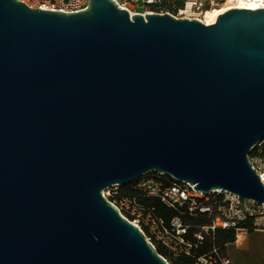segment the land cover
Listing matches in <instances>:
<instances>
[{
    "label": "water",
    "instance_id": "obj_1",
    "mask_svg": "<svg viewBox=\"0 0 264 264\" xmlns=\"http://www.w3.org/2000/svg\"><path fill=\"white\" fill-rule=\"evenodd\" d=\"M263 138L264 8L0 0V264H170L103 190L158 172L264 204Z\"/></svg>",
    "mask_w": 264,
    "mask_h": 264
},
{
    "label": "built area",
    "instance_id": "obj_2",
    "mask_svg": "<svg viewBox=\"0 0 264 264\" xmlns=\"http://www.w3.org/2000/svg\"><path fill=\"white\" fill-rule=\"evenodd\" d=\"M32 8L43 10H59L75 12L88 7L89 0H19ZM130 14L140 13H170L175 17L198 18L204 22L203 14L206 7L213 6L217 0H178L183 4L172 10L166 8L167 3L176 0H115ZM175 7V5L173 6ZM249 161L259 174L264 183V138L251 150ZM149 172L136 182L138 191L148 197L158 198L168 207L180 212L166 220L157 215L153 207H149L134 197L115 198L120 185H111L103 190L102 194L112 202L118 211L146 235L148 242L156 248L164 246L173 256H191L194 260L190 264H232L231 259L218 247L212 251L197 256L195 250L206 235L212 234L218 228L234 227L264 229V204L254 200L242 199L238 195L228 191L216 190L204 193L195 185L181 182L182 185H170L166 183L158 173L151 175ZM215 212V218L210 225H203L198 231L190 235L191 225L187 224L183 215L204 216ZM143 223L148 232L142 229ZM165 258V257H164ZM166 259V258H165ZM167 260V259H166Z\"/></svg>",
    "mask_w": 264,
    "mask_h": 264
},
{
    "label": "trees",
    "instance_id": "obj_3",
    "mask_svg": "<svg viewBox=\"0 0 264 264\" xmlns=\"http://www.w3.org/2000/svg\"><path fill=\"white\" fill-rule=\"evenodd\" d=\"M182 4V1L176 0L174 3H167L166 8L172 10L176 7L181 6ZM174 5L175 7H173ZM206 9L210 10L212 8L210 6H207ZM157 174L158 173L156 172L151 173V175ZM162 179H164L166 183L170 185H182L181 182L176 181L168 175H163ZM137 181L138 179L130 183L121 185L115 198L120 199L122 197H134L138 199V201H140L141 203H144L149 207H153L155 213L157 215L163 216L166 220H170L173 216L180 214V212L176 211L171 207H168L158 198L143 195V193L138 191L137 187L135 186ZM214 218L215 212L211 215L205 214L204 216L183 215L184 221L187 224L191 225L189 230L190 235L193 234V232L198 231L203 225L212 224ZM236 231L237 230L234 227L218 228L212 234L205 236L204 240L199 243L198 247L196 248L195 254L197 256L206 254L212 251L215 247H218V249H220L223 253H226V245L229 242L235 240ZM156 250L159 254L165 257L170 264H190L194 260V258L191 256L175 257L164 246L161 245L157 246Z\"/></svg>",
    "mask_w": 264,
    "mask_h": 264
},
{
    "label": "crops",
    "instance_id": "obj_4",
    "mask_svg": "<svg viewBox=\"0 0 264 264\" xmlns=\"http://www.w3.org/2000/svg\"><path fill=\"white\" fill-rule=\"evenodd\" d=\"M232 264H264V229L242 228L226 245Z\"/></svg>",
    "mask_w": 264,
    "mask_h": 264
},
{
    "label": "bare ground",
    "instance_id": "obj_5",
    "mask_svg": "<svg viewBox=\"0 0 264 264\" xmlns=\"http://www.w3.org/2000/svg\"><path fill=\"white\" fill-rule=\"evenodd\" d=\"M232 7L248 9L264 8V0H227V6L206 10L203 14L204 23L215 22L220 13Z\"/></svg>",
    "mask_w": 264,
    "mask_h": 264
},
{
    "label": "rangeland",
    "instance_id": "obj_6",
    "mask_svg": "<svg viewBox=\"0 0 264 264\" xmlns=\"http://www.w3.org/2000/svg\"><path fill=\"white\" fill-rule=\"evenodd\" d=\"M224 6H227V0H217L216 4L213 6V8H221ZM141 226L145 232H148V229L146 228V226L143 223H141Z\"/></svg>",
    "mask_w": 264,
    "mask_h": 264
}]
</instances>
